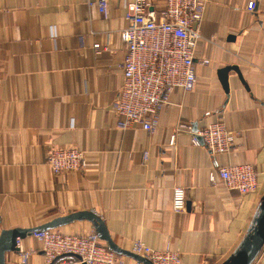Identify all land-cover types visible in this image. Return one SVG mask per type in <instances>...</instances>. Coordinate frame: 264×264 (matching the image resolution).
<instances>
[{"label":"crops","instance_id":"obj_1","mask_svg":"<svg viewBox=\"0 0 264 264\" xmlns=\"http://www.w3.org/2000/svg\"><path fill=\"white\" fill-rule=\"evenodd\" d=\"M90 1L98 0H0V235L92 211L121 248L132 251L142 241L179 251L182 264H220L246 234L264 193V0H208L196 59L211 62L197 63L196 87L175 89L152 131L122 128L114 109L125 0H111L108 17ZM166 3L154 0L155 10ZM228 65H237L245 82L231 71L229 94L218 73ZM221 118L235 145L214 154L194 136ZM70 146L86 150L87 167L54 175L49 151ZM240 163L255 166L257 191L224 185L219 168ZM176 185L186 188L185 211L173 209ZM93 228L85 220L59 229ZM19 246L32 250L27 264H45L32 235ZM20 252L7 253L8 264H21ZM254 264H264V248Z\"/></svg>","mask_w":264,"mask_h":264},{"label":"built area","instance_id":"obj_2","mask_svg":"<svg viewBox=\"0 0 264 264\" xmlns=\"http://www.w3.org/2000/svg\"><path fill=\"white\" fill-rule=\"evenodd\" d=\"M207 3L208 0H167L165 7L157 12L154 0H125L127 26L121 30L126 44L123 82L114 102L122 128L139 124L147 131L154 130L161 110L170 103L174 90L191 91L196 87L197 63L209 65L211 62L209 58L196 59ZM89 4L108 17L111 0L90 1ZM256 6L252 1L248 9L252 11ZM93 46L98 50L102 44L97 42ZM179 129L191 131L192 127L182 124ZM170 142H175V135ZM194 142L205 145L214 154L229 153L235 145V132L221 118L199 131ZM46 162L54 175L79 172L87 167V152L75 146L52 148ZM218 173L231 191L247 194L260 187L258 172L251 163L223 166ZM211 179L214 182L216 177L213 175ZM172 204L177 212L186 210L184 186L173 188ZM32 236L42 244L45 264L66 253L77 254L81 260L65 257L56 264H127L125 257L102 241L94 228L87 233L75 234H67L59 228L38 230ZM20 241L18 239V245ZM132 252L146 257L153 264H182L180 252L170 247L155 249L137 241ZM31 254L32 250L21 251L20 263L27 264ZM135 264L143 263L135 261Z\"/></svg>","mask_w":264,"mask_h":264},{"label":"water","instance_id":"obj_3","mask_svg":"<svg viewBox=\"0 0 264 264\" xmlns=\"http://www.w3.org/2000/svg\"><path fill=\"white\" fill-rule=\"evenodd\" d=\"M231 71H235L243 83L244 79L242 72L237 65H228L221 68L218 73L220 80L229 94L230 84L229 75ZM202 143L203 140L200 137ZM187 206H190L188 202ZM89 221L93 224L96 233L99 238L106 242L107 245L117 254L135 258L136 261L142 262L143 264H153L146 257L136 254L132 251L121 248L112 238L104 220L92 211H78L73 212L64 216H59L45 224L32 227V228H14L5 229L0 235V264H8L7 253L20 252L21 248L18 245V239H25L26 237L33 235L38 230H48L60 228L75 221ZM264 248V193L261 197V201L253 215L251 223L247 229L246 234L239 242L235 250L220 264H254L256 259ZM21 253V252H20ZM73 258L81 260V257L74 253H66L58 256L52 263L56 264L62 258ZM86 264V263H82Z\"/></svg>","mask_w":264,"mask_h":264}]
</instances>
